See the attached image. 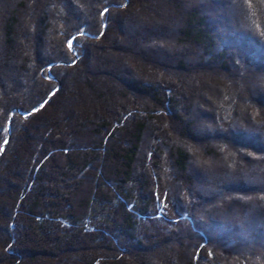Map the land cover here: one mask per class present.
Wrapping results in <instances>:
<instances>
[{
  "label": "trees",
  "instance_id": "obj_1",
  "mask_svg": "<svg viewBox=\"0 0 264 264\" xmlns=\"http://www.w3.org/2000/svg\"><path fill=\"white\" fill-rule=\"evenodd\" d=\"M0 264H264V0H0Z\"/></svg>",
  "mask_w": 264,
  "mask_h": 264
},
{
  "label": "snow or ice",
  "instance_id": "obj_2",
  "mask_svg": "<svg viewBox=\"0 0 264 264\" xmlns=\"http://www.w3.org/2000/svg\"><path fill=\"white\" fill-rule=\"evenodd\" d=\"M68 46H69L70 49L73 47V42H72L71 39H70L69 42H68Z\"/></svg>",
  "mask_w": 264,
  "mask_h": 264
},
{
  "label": "rangeland",
  "instance_id": "obj_3",
  "mask_svg": "<svg viewBox=\"0 0 264 264\" xmlns=\"http://www.w3.org/2000/svg\"><path fill=\"white\" fill-rule=\"evenodd\" d=\"M247 1V0H246ZM257 185V187L258 186H260V183H256V184H252L251 186H256Z\"/></svg>",
  "mask_w": 264,
  "mask_h": 264
}]
</instances>
